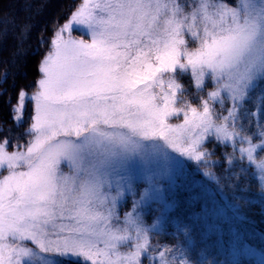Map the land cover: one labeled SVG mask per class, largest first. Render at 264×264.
<instances>
[{"label":"snow or ice","instance_id":"obj_1","mask_svg":"<svg viewBox=\"0 0 264 264\" xmlns=\"http://www.w3.org/2000/svg\"><path fill=\"white\" fill-rule=\"evenodd\" d=\"M53 36L12 106L19 126L33 105L26 142L0 140V264H264L238 230L222 256L195 221L175 248L151 243L185 161L215 167L211 143L231 149L239 211L250 169L264 190V0H83Z\"/></svg>","mask_w":264,"mask_h":264},{"label":"trees","instance_id":"obj_2","mask_svg":"<svg viewBox=\"0 0 264 264\" xmlns=\"http://www.w3.org/2000/svg\"><path fill=\"white\" fill-rule=\"evenodd\" d=\"M82 2L83 0H0V140L7 137L13 145L26 142L24 132L30 124L33 105L31 102L26 103L24 121L19 126L12 119V106L21 89L29 96L36 90L37 81L42 78L39 68L51 50L54 30L67 22ZM181 82L189 91H194L190 76H184ZM189 99L198 106L196 95ZM257 106L256 101L249 103L247 110L253 111ZM240 146L237 143V147ZM209 150L215 153L212 157L215 167L199 166L196 162L188 165L186 177L178 180V189L172 191L175 208L167 216L160 234H152V245L167 244L175 248L178 242H182V238L176 233L177 223L195 221L198 238L204 236L210 247L217 246V238L221 237L219 247L222 256L227 250L225 241H230L231 234L237 230L245 243L256 249L264 248V200L261 199L264 190L261 189V182L253 178L255 170L250 169L247 177L253 186L245 197L251 200V207L244 205L241 212L234 203L233 189L224 180L229 171H236L229 169L224 162L225 153L230 154L231 149L211 143ZM257 159L264 160V154L258 153ZM243 167H248L246 162ZM209 171L213 173L212 176L205 175ZM218 178L219 184L216 183ZM215 206L218 207L217 211ZM223 208L227 212L224 217L220 213ZM158 214L160 212H152L147 221L151 223ZM158 252L157 247L153 254L158 255ZM207 259L214 261L215 257L209 255Z\"/></svg>","mask_w":264,"mask_h":264},{"label":"rangeland","instance_id":"obj_3","mask_svg":"<svg viewBox=\"0 0 264 264\" xmlns=\"http://www.w3.org/2000/svg\"><path fill=\"white\" fill-rule=\"evenodd\" d=\"M3 1H5V0H3ZM75 34H77V36H75ZM72 35H73V37L74 38H78V39H85V40H88L89 39V36L88 35H86V34H84L78 27H76V26H74V28H73V33H72ZM173 123H179V122H182V118H174L173 119V121H172ZM10 147H12V149H10ZM8 150L11 152V151H14L15 150V148L13 147V143H9V146H8ZM259 153V152H258ZM257 153V154H258ZM180 159H183V158H180ZM194 161H185V166H184V168H183V170L179 173V179H177V182H176V184L173 186V188H172V191H176L177 189H178V187H179V181L178 180H183L185 177H186V175H187V171H188V165L189 164H191V163H193ZM65 170H67L66 169V166H65ZM153 208L155 209V208H157V205H153ZM174 206H172V208H171V210L167 213V215H166V217H165V219H164V222H165V220H166V218H167V216H169V213L170 212H172L173 210H174ZM212 209H213V204H212ZM122 210V209H121ZM218 210V207L217 206H215V211H217ZM225 210L226 209H222L221 210V215L224 217V216H226V214H227V212H225ZM157 212H159V211H155V213H157ZM159 215V214H158ZM147 219V218H146ZM148 222V221H147ZM153 222V221H152ZM164 222L162 223V225H161V231L163 230V228H164V226H163V224H164ZM253 250L255 251L256 250V248H253Z\"/></svg>","mask_w":264,"mask_h":264}]
</instances>
